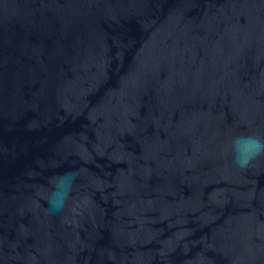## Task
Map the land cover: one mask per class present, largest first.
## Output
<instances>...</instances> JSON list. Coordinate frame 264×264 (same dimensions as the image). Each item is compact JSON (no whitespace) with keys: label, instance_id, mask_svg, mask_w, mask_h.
<instances>
[{"label":"water","instance_id":"1","mask_svg":"<svg viewBox=\"0 0 264 264\" xmlns=\"http://www.w3.org/2000/svg\"><path fill=\"white\" fill-rule=\"evenodd\" d=\"M240 133L264 137V0H0V264H264Z\"/></svg>","mask_w":264,"mask_h":264},{"label":"clouds","instance_id":"2","mask_svg":"<svg viewBox=\"0 0 264 264\" xmlns=\"http://www.w3.org/2000/svg\"><path fill=\"white\" fill-rule=\"evenodd\" d=\"M229 148L234 165L244 170L257 158L264 157V137L245 133L236 134L231 137ZM79 175V170L71 169L47 178L45 202L50 215L63 211Z\"/></svg>","mask_w":264,"mask_h":264}]
</instances>
